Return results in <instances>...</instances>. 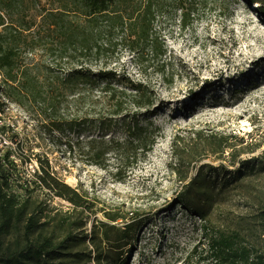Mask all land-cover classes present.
Listing matches in <instances>:
<instances>
[{
	"label": "rangeland",
	"instance_id": "374dc122",
	"mask_svg": "<svg viewBox=\"0 0 264 264\" xmlns=\"http://www.w3.org/2000/svg\"><path fill=\"white\" fill-rule=\"evenodd\" d=\"M147 3L94 20L83 0H0V58L16 54L0 61L6 165L39 221L33 239L56 245L41 264H197L204 226L264 253V0ZM42 164L81 206L37 186ZM25 224L9 251L25 247Z\"/></svg>",
	"mask_w": 264,
	"mask_h": 264
},
{
	"label": "trees",
	"instance_id": "16d2710c",
	"mask_svg": "<svg viewBox=\"0 0 264 264\" xmlns=\"http://www.w3.org/2000/svg\"><path fill=\"white\" fill-rule=\"evenodd\" d=\"M86 3L88 16L94 20L105 16L114 9L129 8L132 6V0H83ZM152 0L146 4V12H151ZM260 11L264 14V4L260 5ZM88 48V47H87ZM90 50V48H88ZM14 49H8L1 58L8 59L10 64V56L15 54ZM16 55V54H15ZM72 79L82 78L93 83L104 82L107 85L123 84L126 85V80L114 70H98L91 69H75L71 72ZM13 80V77H10ZM129 83V82H128ZM137 93L141 91L140 86L136 87ZM21 91L14 89L9 96H18ZM135 121H132V129L138 133H145L144 127L139 125V113L134 114ZM146 130V129H145ZM148 132V130H146ZM144 140H149L146 136ZM154 136V131L151 132ZM14 138V137H12ZM145 141V142H146ZM226 145V143H224ZM16 153L15 150L7 149L3 155H0V262L3 264H26L25 261H32L37 259L38 264H41V259L46 257L49 253L56 250V245L50 238L43 239L40 243L33 239L39 221L34 215L28 216V198L20 199L12 190L10 177L12 170L6 165L12 155ZM38 181L37 186L47 188L56 192L57 196L62 197L75 206H81V199L76 191L71 189L63 181L54 177L49 167L46 168L43 164L38 173L36 172ZM179 204L186 205L185 201L181 199ZM26 221L24 226V241L25 247L17 254L9 251L6 248V239L12 233V230L20 223ZM204 235L206 247L199 253L197 264H264V253L257 247H254L238 232H225L217 229L204 226ZM127 238V237H126Z\"/></svg>",
	"mask_w": 264,
	"mask_h": 264
},
{
	"label": "built area",
	"instance_id": "2783aa9c",
	"mask_svg": "<svg viewBox=\"0 0 264 264\" xmlns=\"http://www.w3.org/2000/svg\"><path fill=\"white\" fill-rule=\"evenodd\" d=\"M1 93L0 89V155L7 149L14 150L11 132L15 128V125L9 118V114L12 111L9 106L5 105V99L2 98Z\"/></svg>",
	"mask_w": 264,
	"mask_h": 264
}]
</instances>
